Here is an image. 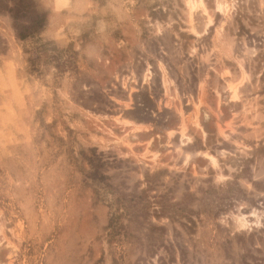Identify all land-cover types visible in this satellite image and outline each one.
Segmentation results:
<instances>
[{
    "label": "rangeland",
    "instance_id": "1",
    "mask_svg": "<svg viewBox=\"0 0 264 264\" xmlns=\"http://www.w3.org/2000/svg\"><path fill=\"white\" fill-rule=\"evenodd\" d=\"M28 2L36 32L0 14V264H264V0Z\"/></svg>",
    "mask_w": 264,
    "mask_h": 264
},
{
    "label": "trees",
    "instance_id": "2",
    "mask_svg": "<svg viewBox=\"0 0 264 264\" xmlns=\"http://www.w3.org/2000/svg\"><path fill=\"white\" fill-rule=\"evenodd\" d=\"M8 13L14 23V27L18 29H26L36 32L42 28L46 21L44 14L34 15L28 0H0V14ZM28 19L31 26H24L23 21ZM113 214L110 219V227L113 224ZM112 235L115 234V228H112Z\"/></svg>",
    "mask_w": 264,
    "mask_h": 264
},
{
    "label": "bare ground",
    "instance_id": "3",
    "mask_svg": "<svg viewBox=\"0 0 264 264\" xmlns=\"http://www.w3.org/2000/svg\"><path fill=\"white\" fill-rule=\"evenodd\" d=\"M213 160H214V158L213 157H211Z\"/></svg>",
    "mask_w": 264,
    "mask_h": 264
}]
</instances>
